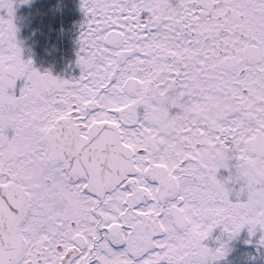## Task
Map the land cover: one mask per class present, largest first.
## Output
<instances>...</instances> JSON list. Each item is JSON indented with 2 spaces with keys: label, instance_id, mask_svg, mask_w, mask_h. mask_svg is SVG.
Wrapping results in <instances>:
<instances>
[{
  "label": "snow or ice",
  "instance_id": "1",
  "mask_svg": "<svg viewBox=\"0 0 264 264\" xmlns=\"http://www.w3.org/2000/svg\"><path fill=\"white\" fill-rule=\"evenodd\" d=\"M14 4L0 264H215V229L264 232V0H81L72 79L24 57Z\"/></svg>",
  "mask_w": 264,
  "mask_h": 264
},
{
  "label": "flooded vegetation",
  "instance_id": "2",
  "mask_svg": "<svg viewBox=\"0 0 264 264\" xmlns=\"http://www.w3.org/2000/svg\"><path fill=\"white\" fill-rule=\"evenodd\" d=\"M17 1V5L14 4L15 19L18 21L17 35L22 42L24 57L32 58L41 72L50 70L53 75L66 79L78 77V39L82 30L81 24L85 19L81 0H28L27 3ZM0 15H6V10H0ZM22 84L23 81H18L17 89ZM222 173L227 174L225 170H222ZM214 234L216 237L227 235L222 234L220 228L215 229ZM216 237L205 243L213 248L218 247L219 240ZM250 261L252 264L262 263V260Z\"/></svg>",
  "mask_w": 264,
  "mask_h": 264
},
{
  "label": "rangeland",
  "instance_id": "3",
  "mask_svg": "<svg viewBox=\"0 0 264 264\" xmlns=\"http://www.w3.org/2000/svg\"><path fill=\"white\" fill-rule=\"evenodd\" d=\"M16 5L18 3L17 0ZM17 19H15L16 21ZM15 23L18 24V21ZM19 28V27H18ZM216 234H212V237H216ZM264 236V232L257 231L255 235L249 233L248 230L243 229L237 236L233 237L232 239L228 240V236L220 237L218 242V247L224 241H228V248L230 249L228 255L225 258H222L216 261V264H228V262L234 261L235 264H252L250 261L262 260L261 264H264V244H260V238Z\"/></svg>",
  "mask_w": 264,
  "mask_h": 264
}]
</instances>
